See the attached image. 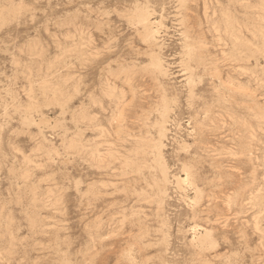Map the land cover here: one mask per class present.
Segmentation results:
<instances>
[{"label": "rangeland", "instance_id": "rangeland-1", "mask_svg": "<svg viewBox=\"0 0 264 264\" xmlns=\"http://www.w3.org/2000/svg\"><path fill=\"white\" fill-rule=\"evenodd\" d=\"M0 264H264V0H0Z\"/></svg>", "mask_w": 264, "mask_h": 264}]
</instances>
